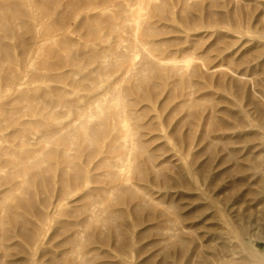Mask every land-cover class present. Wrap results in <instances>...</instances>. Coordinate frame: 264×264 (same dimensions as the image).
I'll use <instances>...</instances> for the list:
<instances>
[{
	"label": "bare ground",
	"instance_id": "bare-ground-1",
	"mask_svg": "<svg viewBox=\"0 0 264 264\" xmlns=\"http://www.w3.org/2000/svg\"><path fill=\"white\" fill-rule=\"evenodd\" d=\"M126 1L70 0L62 19L46 31L37 24L16 21L14 26L24 29L16 32L19 37L10 33L11 27L0 13V27L6 32L0 36V107L4 100L1 80L8 78L17 51L32 46L39 61L56 58L54 63L48 62L56 73L46 79L53 85L44 87L43 97L33 100V111L18 110V118L12 116L18 128L2 134L12 120L4 119L7 125L0 121V214L7 212L6 217L0 216V251L4 254L14 228L34 241L43 230L42 224H28L18 207L49 220L50 209L59 199L84 192V203L66 212L72 219L58 222L70 231L63 241L69 248L60 254L50 251L51 264H136L129 254L144 251L136 248L140 238L136 229L146 220H154L153 227L165 238L163 258L154 264H191V253L198 245L185 230V218L176 203L185 193L172 190L197 185L198 170L189 162L175 168L156 164L142 140L147 135L143 131L169 128L166 137L175 139L181 161L184 153L196 147L209 149L214 142L211 134L238 128V112L215 105L217 91L247 98L264 113V88L260 86L264 63L231 47L234 44L226 40L230 36L222 30L247 34L253 41L264 38V0H242L235 7L229 0L195 4L189 0ZM110 7L120 10L109 14ZM5 8L10 11L9 4ZM79 16L80 23L75 25ZM172 22L187 28L192 23L212 27L217 38L202 50L203 34H195L197 39L192 40L182 30L186 39L178 37L177 46L169 48L165 34ZM74 31H78V39L70 37ZM114 34L116 40L111 44ZM14 37L17 43L4 42ZM219 43L224 47H217ZM138 55L140 61L135 59ZM34 57L23 67L22 76ZM227 60L230 64L223 62ZM205 98L208 103L201 102ZM149 111L157 114L147 116ZM34 116H40L42 122L21 120ZM187 123L190 130L183 133ZM33 124L40 130L22 129ZM38 142L43 146L31 147ZM58 142L63 146L60 151L50 148ZM88 163H95V173L86 167ZM219 180L215 176L210 184ZM93 182L97 185L91 187ZM24 184L29 185L25 192L29 202L22 205L21 197H13ZM154 195L169 197L170 204L162 206ZM209 204L215 208L213 217L222 218L225 236L218 227L211 236H204L223 251L222 264H264V250L254 245V234L236 222L240 212L236 211L238 219H231L214 197ZM99 258L103 261L98 262ZM138 264L153 263L149 259Z\"/></svg>",
	"mask_w": 264,
	"mask_h": 264
},
{
	"label": "rangeland",
	"instance_id": "rangeland-1",
	"mask_svg": "<svg viewBox=\"0 0 264 264\" xmlns=\"http://www.w3.org/2000/svg\"><path fill=\"white\" fill-rule=\"evenodd\" d=\"M70 0H52V2H46L45 0H0L2 3L0 13L4 16V23H7L10 27V33L24 31L23 28H16L15 22L18 20L27 21L31 24H37L42 31H46L51 27H55L61 18V13L66 9V4ZM242 0H229L231 6L235 7ZM261 2L262 0H258ZM161 2V0H159ZM197 2H209V0H189V4H195ZM126 3L132 4L134 0H127ZM6 4H9V9L5 8ZM178 5L176 2L175 10L177 11ZM19 11L22 16L16 12ZM119 7H110L109 14H117ZM194 13V11H192ZM16 15H15V14ZM80 16L74 24H79ZM1 24V21H0ZM171 28L167 30L165 36L169 38V48H175L179 43L181 37L184 41L186 37L181 34V31H186L191 34V39L196 40L195 34H203L204 40L202 42V50L209 47L215 42L217 35L214 33V28L209 26L195 27L192 23L191 28H187L184 23L172 22ZM195 27V28H193ZM224 33L230 37L226 38L227 42L233 43L231 47H235L236 50H240L239 53H244L246 56L256 57L261 63H264V38L259 41H253L247 34H236L228 28L222 29ZM17 37L18 36V33ZM0 36H6L0 27ZM115 34L109 39L111 44L115 43ZM127 36V35H126ZM72 38L78 39V31H74L71 34ZM18 39L14 37L13 41L5 39L4 42L10 44L17 43ZM124 44H129L125 41ZM255 45V46H254ZM217 47H224V43H219ZM249 49V50H248ZM44 51V49L42 50ZM45 53L47 51H44ZM36 56V57H34ZM34 57L29 69L24 76L21 75V71L27 62ZM30 59V60H29ZM141 60V56L136 58ZM54 63L56 58H46L44 61L40 60L36 55V49L32 46H26L23 49L17 51V57L10 65V71L7 76L2 77L1 92L4 95L3 104L0 107V121L4 125H7L6 120L13 118L18 110H32V102L35 98L43 97L44 87L52 86V82H47L46 79L49 75L56 73V70H52L48 65V62ZM230 64V60L223 61ZM256 62V60H255ZM221 63V62H219ZM262 82L261 88H264V74H261ZM20 83H17L18 81ZM23 84L25 86H23ZM14 87L16 89H14ZM191 89H194L191 87ZM28 90V93L25 91ZM204 90H201L203 93ZM222 98V100L220 99ZM224 98V99H223ZM217 101H216V100ZM215 105L219 108H229L233 112H238V118L236 119L237 129H227L225 131H219L211 134L213 144L207 148L203 146L196 147L187 153H184V157L180 161V155L176 152V145L174 138H167L166 134L169 132V128L161 131L153 129H146V136L142 140L146 143L147 149L155 156L156 164H161V167L175 168L179 164L184 165L194 163V167L198 170V183L194 187L186 186L184 188H174L172 193L183 194L182 198L177 197L176 203L180 207V213L183 215L185 230L191 233V237L196 238L197 249L191 253V264H222L224 260L223 251L216 247V242H211L210 239L204 236V234H211L217 231L224 235L225 230L221 217H213L215 208L209 204L211 197L216 199L217 206L225 211V213L231 218H236V211L240 212V219L236 222L241 227H248V231L253 236L254 245L264 250V113L256 108L251 102L244 97L237 96V94L227 93L226 91H217L215 96ZM206 100V101H205ZM38 102V101H37ZM202 103H208L209 99H204ZM155 111H149L147 116L156 115ZM224 118H229L226 115H222ZM42 118L40 116L34 117H22L21 120L39 121ZM148 119V118H147ZM192 119L189 118V121ZM50 122V120L45 119ZM42 122V120L40 121ZM159 122V120L157 121ZM183 127V133H187L190 130L189 124ZM18 128L15 121L10 122L9 127L2 132H6ZM22 129H34L40 130V126L35 124L22 127ZM199 133L197 134V138ZM36 142V140H34ZM209 142V140H208ZM61 142L51 145V149L60 151L63 146ZM31 146L35 149H39L43 144L35 143ZM196 155V156H195ZM84 159V157H83ZM53 162V161H52ZM47 163H43V166ZM61 167V165H60ZM86 167L95 173V163H88ZM33 171V170H32ZM49 172L46 173L48 175ZM215 176H219L220 180L218 184L211 185ZM248 177V181L246 178ZM244 179V182L241 180ZM97 185L95 182L91 183L93 187ZM233 186H236L233 187ZM29 185L19 186L18 190L14 191V197H21V203L24 205L29 202L28 195H25ZM33 189V187H31ZM158 191V187H155ZM233 190V193L231 191ZM84 192H80L76 195H71L66 198L59 199L50 209V219H44L38 216L37 213L27 212L22 206L17 210L26 214V221L28 224H42L43 230L36 241L27 238L23 235L19 228H14L13 233L7 238L8 252L4 254L0 251V262L4 261L6 264H51L50 251L58 254L63 253L69 248L65 246L63 241L66 236H69V232L62 229L58 224L60 221H70L72 218L67 216V211L75 210L76 206L81 205L84 201L81 200ZM204 193V194H203ZM162 206H168L170 204V198L166 196H156ZM238 201V202H236ZM235 203L237 205H235ZM96 209V206H94ZM7 212L3 211L0 216L6 217ZM238 219V217L236 218ZM235 219V220H236ZM132 221V217L127 219ZM154 220H146L143 224L138 226L136 232L140 233V238L137 239L136 248L144 250L142 254L130 253L129 256L133 257L134 263L138 264L140 261H146L151 259L152 263H156L163 254L161 252L164 247V236L160 234L159 230L153 227ZM216 228V230H214ZM167 231V230H165ZM177 233V231L175 230ZM84 234V233H83ZM225 236V235H224ZM84 239V238H83ZM209 241V243H208ZM217 242H220L219 239ZM106 251H111L106 245H99ZM92 247V246H91ZM174 251V249H173ZM205 258V260H202ZM98 262L103 259H97ZM178 264H186L179 261Z\"/></svg>",
	"mask_w": 264,
	"mask_h": 264
}]
</instances>
